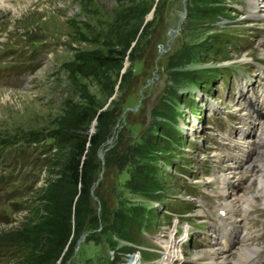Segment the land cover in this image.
Returning a JSON list of instances; mask_svg holds the SVG:
<instances>
[{"label": "rangeland", "instance_id": "1", "mask_svg": "<svg viewBox=\"0 0 264 264\" xmlns=\"http://www.w3.org/2000/svg\"><path fill=\"white\" fill-rule=\"evenodd\" d=\"M9 3L0 5V51L7 50L9 60L37 65L25 72L23 67L0 72V160L9 155L13 145L7 143L12 141L26 151L34 149V156L46 148L49 151L40 156L50 157L55 147H48L52 144L49 136L55 121L67 101L77 102L90 114L88 134L99 135L93 154L97 168L91 160L89 163L93 171L91 205L96 208L98 200L93 189L99 185L107 189L110 205L152 207L154 203L147 195L133 191L127 184L129 161L136 158L132 141L142 142L154 136L163 121L188 138L184 136V151L179 154V161L195 159L198 148L189 137L202 138L193 129L204 117L203 97L213 98L206 88L200 87L205 95L200 91L196 80L198 69L206 75L218 66L246 68L249 60L264 51L263 21L256 16L258 12L247 14L250 11L247 0H12ZM214 9L221 14L212 20L205 18L206 12ZM199 12H203V19L195 16ZM222 38H228L229 44L221 42ZM219 43L228 52L226 61L220 59L223 49L206 57V63L194 55V51L210 52L208 47L212 44L213 49ZM90 51L111 57L115 56L114 52L123 55L117 65L101 66L94 75L73 71L74 65L81 62L78 54ZM70 64H73L71 68ZM80 85L86 89L84 95L79 93ZM219 85V79L212 84L215 88ZM192 104L202 110L190 113L194 112ZM98 112L102 114L99 119L95 117ZM31 137H37L40 143H26ZM116 143L120 145L117 152L124 150L122 157H110L107 166L103 163L104 153ZM122 161L126 163L119 165ZM166 168L165 178L170 180L163 199L174 204L167 194L178 197L179 190L175 187L172 168ZM55 170L44 162L28 171L30 178L24 185L33 183V187L25 188L23 199L18 198L23 200L22 208L12 214L13 222H0V229L19 225L36 197L34 188L53 184L58 177L51 174ZM167 224H170L168 219L158 217L150 228L148 241L162 245L158 240H165ZM113 232L109 225L101 224L93 239L86 240L85 231L78 233L69 248L61 251L57 264H111L126 244ZM130 256L120 255L118 264H129ZM156 259L141 253L137 264H153Z\"/></svg>", "mask_w": 264, "mask_h": 264}, {"label": "trees", "instance_id": "2", "mask_svg": "<svg viewBox=\"0 0 264 264\" xmlns=\"http://www.w3.org/2000/svg\"><path fill=\"white\" fill-rule=\"evenodd\" d=\"M218 10H209L205 18L213 19L218 16ZM215 12V13H214ZM203 19V12L195 14ZM225 38L220 39L221 42ZM225 42V41H224ZM210 45V44H209ZM212 45V44H211ZM208 47V51L195 52L200 60L204 61L209 55H213L226 48ZM115 56L99 54L94 51L82 52L77 58H81L79 64L74 65L73 71L78 74H95L99 67H107L109 64L119 62L122 53L114 52ZM225 50L220 59L228 58ZM73 64H70V67ZM200 77L201 70L197 71ZM198 76V75H197ZM79 93L84 95L86 89L79 86ZM84 97V96H83ZM100 112L95 114L100 118ZM90 114L77 102L67 101L61 115L55 121V127L51 130L54 151L46 160L48 167L56 168L51 172L56 175L54 183H48L44 188H34L36 197L32 201L27 214L16 228L0 229V245L19 242L23 245L20 252L21 264H57L61 259V251L69 248L78 233L86 232L85 239H93L95 230L101 224L109 225L114 234L123 238L129 245H124L111 264H118L117 257L128 254L134 250L132 245H137L140 240L141 228L152 227L155 224L154 208L140 204L124 206L120 204L110 205V197L107 189L96 186L93 189L98 200V206L92 207L91 186L93 171L89 165L90 160L97 168V159L93 156L98 142V134L89 135L87 132V118ZM176 130L161 121L157 126V133L142 142L132 141L134 155L129 161L127 184L133 191H139L147 195L150 200L161 201L168 189L167 170L162 165H171V158L177 159L182 151V142L178 138ZM29 142H37L38 138H28ZM14 145V141L8 142ZM12 147V146H11ZM12 147V148H13ZM120 145L116 143L110 150L104 153L107 166L110 157L120 158L122 152H117ZM10 148V147H9ZM11 148V149H12ZM10 149V151H11ZM93 160L95 162H93ZM157 162H160L157 164ZM126 163V162H124ZM123 161L121 164H124ZM104 177V176H103ZM155 193V194H150ZM169 196H172L169 194ZM120 234V235H119ZM54 235V236H53Z\"/></svg>", "mask_w": 264, "mask_h": 264}, {"label": "bare ground", "instance_id": "3", "mask_svg": "<svg viewBox=\"0 0 264 264\" xmlns=\"http://www.w3.org/2000/svg\"><path fill=\"white\" fill-rule=\"evenodd\" d=\"M12 0H0L1 4H10ZM247 7L250 9V11L247 12L248 15L255 14L261 20L263 21L264 25V0H247ZM262 12V13H261ZM261 13V14H260ZM247 141H243L239 143L240 146L245 147ZM249 169V173L247 174V177L249 180L251 179L254 182L253 186V193L256 195H262L264 194V157L261 159H254L247 165ZM230 173V172H229ZM218 181L220 184L224 185L226 183H234L235 182V174H224L223 176L218 177ZM235 195V193H230L227 197H225L224 206L229 205L230 199ZM251 201L250 196L247 197H241L239 200V203L246 206L249 205ZM166 243V242H165ZM169 244V243H168ZM165 244V252L163 253L161 257V261L159 264H163V262L167 261L173 254V247ZM241 250H247L245 247H241ZM129 264H137L135 259L130 260Z\"/></svg>", "mask_w": 264, "mask_h": 264}]
</instances>
